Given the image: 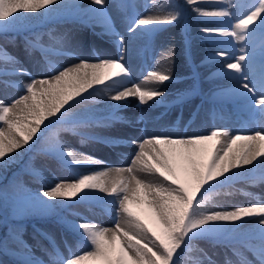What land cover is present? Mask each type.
Wrapping results in <instances>:
<instances>
[{"label": "snow or ice", "instance_id": "snow-or-ice-1", "mask_svg": "<svg viewBox=\"0 0 264 264\" xmlns=\"http://www.w3.org/2000/svg\"><path fill=\"white\" fill-rule=\"evenodd\" d=\"M200 2L184 0L183 5L173 2L168 5L166 14H161L162 8H158L156 14L149 13L147 3L145 14L136 12L132 6L131 15L125 17L127 35H124L115 30L104 6L105 0H92V5L86 8H80L76 3L69 4L67 0H0V33L24 27L26 21L73 8L79 15L100 24L105 34L113 36L119 53L115 59L102 58L97 54L92 61L80 59L74 65L59 67L53 64L50 74L39 78L23 67L12 72L0 68V76H29L28 82L21 83L18 98L11 102L0 100V167L13 162L16 157L11 153L26 148L34 137L35 142L31 143V148H26L27 151L51 136L42 152L57 159L72 175L71 180L54 179L50 187L30 195L23 210L50 212L57 208H70V204L50 201H71L79 197V203L95 198L92 196L94 191L115 197L105 201L117 206L114 227L97 226L84 218L80 223L69 222V227L83 237L81 243L85 247L77 251L69 248L67 257H61L57 251L52 264H86L87 261L98 264H185L184 257L194 251L193 242L206 238L229 245H243L259 264H264V198L256 197L253 204L231 209L204 208L214 195L242 175L234 170L256 162L255 168H249V171L259 169L264 173V0H251L250 4L241 0H204L215 5L207 8L199 6ZM187 6L193 7L189 9ZM188 11L199 17L228 18L214 21L218 27L205 28L201 32L205 37L233 38L216 41L221 45L236 48V43L239 44L234 53L221 50L215 56L226 58L221 71L233 82L232 93L256 127L243 134L214 128L193 135L145 134L140 140L127 141L100 138L81 131L93 125L108 126L118 120L116 111L125 107L121 102L129 98L135 97L143 105L166 95L160 89L142 88L133 82L124 55L129 42L159 30L148 26L177 22ZM35 13H40V16L28 15ZM53 39L60 42L59 38ZM32 49L40 52L46 64H51L48 60L50 53L71 55L43 44L39 34L26 41V51L31 52ZM0 61L19 63L2 45ZM144 79L145 82L163 84L173 77L170 73L149 71ZM105 92L110 94L107 98L115 102L108 105V117L73 115L78 106L99 102ZM157 103L163 101L157 100ZM87 111L90 113L92 110ZM61 132L80 136L82 143L89 139H104L114 145L135 144L138 151L133 154L129 166L95 169L90 166L104 162L72 148L61 140ZM37 133H40L39 137ZM238 142L242 143L234 150ZM209 153L211 158L205 164L204 156ZM86 167L90 170H85ZM137 171L157 174L162 180L158 183L144 181L136 175ZM33 172L40 174L35 169ZM260 180L264 182V174ZM132 203L147 204L157 218L161 229L159 234L132 211ZM14 238L18 242L21 240L19 234ZM198 251L201 256L199 264H216L203 249ZM233 253L241 255L235 248ZM20 264L41 262L29 257ZM225 264L233 262L226 259ZM243 264H252V261L245 259Z\"/></svg>", "mask_w": 264, "mask_h": 264}, {"label": "rangeland", "instance_id": "rangeland-1", "mask_svg": "<svg viewBox=\"0 0 264 264\" xmlns=\"http://www.w3.org/2000/svg\"><path fill=\"white\" fill-rule=\"evenodd\" d=\"M119 1L105 0L104 6L115 25V30L124 35H127L125 32V17L131 15L133 11L132 6H135V11L140 14H145L146 3L148 5V12L152 14H156V10L162 8L160 7L162 0H126L123 4L118 3ZM67 2L69 4L76 3L80 8L92 5V0H67ZM241 2L250 4L251 0H241ZM199 6L207 8L215 5L201 0ZM96 7L99 6L97 5ZM187 7L190 9L193 6ZM163 10L161 14H166V10ZM232 11L236 12L237 10L232 9ZM28 15L40 16V13ZM227 19L199 17L196 13L188 11L186 13V23L179 20L171 24L148 26L158 28L159 30L131 41L130 43L140 50L141 56L138 61L136 58L135 62H128L124 58V62L131 71L132 79H144L152 67L155 68V71L169 73L167 69L170 66V59L175 60L180 72H176L178 74L172 75V80L165 82L166 95L157 97L143 105L138 102L137 98H129L126 102H121L126 106L116 111V115L119 117L116 122L114 121L108 126L93 125L81 129V131L100 138L121 139L124 141H127L128 137L116 134V132L139 130L149 135L167 132L175 136L178 131H182L183 135H193L208 132L214 128H226L233 133L243 134L240 130L250 122L248 113L232 93L233 82L221 71V66L227 62L226 58H217L215 56L216 52L221 50L231 53L227 45L218 44L216 41L232 40L233 38L219 36L205 37L201 32L205 28L218 27L219 25L214 21ZM51 20L54 21L53 27H50L49 30L40 35L43 44L69 53L70 50L61 47L63 44H70L68 41L81 43L85 48L90 45L89 48L97 51H99L97 48L99 46L92 44V41H97L95 43L101 46L107 42L108 46H105V49L111 52V55L106 58L115 59L118 57L116 48L111 43V39L113 38L105 34L104 28L100 24L94 20H90L86 16L79 15L77 9L65 8L46 17L26 21L24 22L25 26L17 30L0 33V45L8 53L16 57L19 62L18 64H12L0 61V68H6L9 72H12L17 67H23L28 72L32 67H38L33 70H45L46 67L49 69L52 62H54L53 54L50 53L48 56L51 64H46L38 50L32 49L31 52L26 51V41L33 37L25 32L33 27L46 25ZM186 24L189 29L184 32ZM53 38H59L60 42L58 43ZM196 46L201 48V53H194ZM14 47L19 49L17 55L11 52V48ZM168 50L170 51L169 54ZM200 69H205L209 72L206 81H204V78H201ZM21 76L22 74L0 76V100L11 102L21 95ZM146 83L147 85L152 84V82ZM186 95L191 96V99L178 104ZM157 100L163 101V103H157ZM114 103L111 100L103 102L102 99L99 102H89L75 108L73 115L80 117L90 114L98 118H105L110 115L108 105ZM89 109L92 110L90 113L87 111ZM45 123L47 124L48 121ZM102 134H108L109 136H102ZM60 138L72 148L84 154H88L87 151L91 146L101 147L100 142H105L104 139H89L82 143L80 136L68 132H61ZM31 143L26 148H29ZM105 143L108 144L107 142ZM26 148H21L17 152L11 153L13 157H16L13 163H18L27 155L28 151ZM30 162L31 169L38 170L40 178L31 177L21 171L17 172L16 175V185L23 187L22 189L26 188V194L29 196L44 190L46 187H50L54 179H72V175L66 169L47 155H33ZM85 170L90 169L86 167ZM262 174L264 173L261 171L252 174H245V171L242 172V175L233 180L228 186V192L221 191L204 208L212 210H218L220 207L231 209L234 207L233 201L236 198L260 197L264 194V182L260 181L258 184L253 185L250 180L260 177ZM153 175L157 176L158 179L155 183L162 180V178L160 180L157 174ZM225 190L227 189L225 188ZM249 193L251 195H248ZM92 194L95 198L107 196V194L100 193L99 191H94ZM129 195H132V193H129ZM77 200H79V197L71 201L57 200L50 201V203L70 204L68 216L77 222H81V218H84L97 226L114 227L116 205L101 200L100 205L105 208V211H99L95 207L87 205L88 201L77 203ZM130 206L134 213L142 214L152 219L156 232L161 230L155 214L148 208L146 203H132ZM1 219L0 247L5 252V255L10 257L11 261L20 263L31 257L34 260L40 261L41 264H52V258L57 251L61 254V257H67L69 255V248L77 251L85 247V245L78 243L71 235L53 222H34L33 229L25 226L24 230L15 231L13 230V225H15V221H18V215H9L6 226L3 225ZM17 234L21 237L19 242L14 238ZM44 240L50 244V247L45 244ZM149 246L153 247L151 244ZM119 247L120 244L118 243L117 248ZM193 247V253L188 254L187 257L198 263L201 259L198 250L203 249L212 260L216 261V264H223L224 260L232 258L243 261L245 260L243 258H246L252 261L253 264H259L252 252H241V255L238 256L230 249L214 245L206 239L194 241ZM216 256L219 258L222 256V262H219ZM86 264H97V262L87 261Z\"/></svg>", "mask_w": 264, "mask_h": 264}, {"label": "bare ground", "instance_id": "bare-ground-1", "mask_svg": "<svg viewBox=\"0 0 264 264\" xmlns=\"http://www.w3.org/2000/svg\"><path fill=\"white\" fill-rule=\"evenodd\" d=\"M109 36H111V35H109ZM111 37L113 38V39H111V43L115 46L116 52L118 53L114 37L113 36H111ZM95 42H97V41H92V44H94L95 46H99V47H97L99 51L93 50V48H89L90 45H88L85 48L81 43L79 44L78 42L73 43V42L68 41V43H70V44H63L61 47L65 48L67 50H70L69 53H71V55L53 54L52 57H54V62H52L51 65L54 64L57 67L65 66V65H74V64L78 63L80 59L92 61L95 59L97 54L99 56H101L102 58H106V57L111 55V52H109L105 49L106 48L105 46H108L107 42L105 44L103 43L102 46L95 43ZM110 47H111V44H110ZM238 48H239L238 43H236V48H232V47L228 46V49L230 50L231 53H234L236 51V49H238ZM169 50L167 51L168 54L170 52ZM91 51H95V52H91ZM11 52H12V54L17 55L19 53V49H17L16 47L11 48ZM167 52H166V55H167ZM194 53H196V54L201 53V48L199 46H196L194 49ZM140 56H141L140 50L138 48H136L134 44H131L129 42L127 45V50L125 52L124 58L128 62H135L136 58L138 61ZM169 65L170 66L167 70L171 75L178 74L176 72H180V69L177 68L178 66L175 63V60H173L172 58L170 59ZM34 68H38V67L30 68L29 73H31L32 76H35L38 78L42 77V76L49 75L50 70H51V66L49 67L48 71H45L42 69L33 70ZM151 71H155V68L152 67ZM200 73H201V78H204L205 79L204 81H206L207 75L209 74V72L205 69H200ZM20 80H22V83H26L29 80V76L22 74ZM132 80L135 83H139L142 88H147V89L156 88V89H160L166 93L165 82L163 84L152 82V84L147 85V83L145 82V79L134 78ZM109 95L110 94L106 93V92L102 93V97H101L102 101L103 102L109 101L110 99L107 98ZM255 127H256V124L250 121L240 131H242L243 133L249 132V131L253 130ZM116 134H120L121 136L124 135V136L128 137V139L140 140L147 133H145L144 131H139V130H125V131L116 132ZM183 134L184 133L182 131L177 132V135H183ZM102 136H109V135L108 134H102ZM241 143L242 142H238V144L236 146H234V150L236 148H238ZM100 144L102 145L101 147L100 146L99 147L91 146L87 151V153H88L87 155L95 157L96 159L103 161L104 163L92 165V166H90L91 168L102 169V168H106V167L115 168V167L129 166L131 164L132 159H133V154L136 151H138V146L135 144L122 143V144L112 145L111 143L106 144L105 142L104 143L100 142ZM210 158H211L210 153L205 155L204 159H203V163H205V164L208 163ZM255 163L256 162H254V164L252 166H245L243 168H240V169L234 170V171H239L240 173L245 171V174L246 173L252 174V173L261 171L259 169H257L256 171H253V172L249 171V168H255ZM136 175L140 179L147 181V182L155 183L156 180H158L157 176H155L153 174H149L147 172L137 171ZM229 175H231V173ZM160 180H161V177H160ZM132 186L135 187V182H133ZM260 198H264V194L261 195ZM233 203H234V207L238 206V205H240V206L249 205V204L255 203V198H253V197H250V198L240 197V198H236V200H234ZM208 210H212V209H208ZM220 257L221 258L216 256V259H218L219 262H222V256H220ZM243 259H246V258H243ZM231 260H232L233 264H243V262H244L243 260H234L233 258ZM223 264H225V260L223 261ZM252 264H253V262H252Z\"/></svg>", "mask_w": 264, "mask_h": 264}, {"label": "trees", "instance_id": "trees-1", "mask_svg": "<svg viewBox=\"0 0 264 264\" xmlns=\"http://www.w3.org/2000/svg\"><path fill=\"white\" fill-rule=\"evenodd\" d=\"M176 3L183 5L184 0H162L161 7L162 9L167 10L168 5L171 3ZM51 27V23L47 27H36L31 30H29L28 34H39L41 35L42 32H44L47 28ZM43 130V129H42ZM40 133H37V137H39ZM35 139L32 143L35 142ZM51 141V136H49L48 140L42 141L41 144L37 145L35 148H32L30 151H28L27 155L23 160H21L18 164L9 163L6 167H0V216H1V222L4 226H6L7 221L9 220V215L16 214L18 215L19 219L18 221L14 222L15 225H13L14 229L16 231L24 230L25 226L30 225L31 228H33L32 223L34 221H50L55 224H57L63 231H66L69 235H71L75 240L81 243L83 237L77 234L76 231H74L72 228L69 227V222H75L80 223L77 221H74L68 217L69 211L66 208L61 209H54L50 212H41V211H25L23 210L27 204V198L29 197L28 194H26V188L25 189H19L23 187H18L16 185L17 180V171H25L26 174H30L33 176H38L34 174V172L30 169L31 163L28 161L33 155L36 154H43L48 155L44 152H42V147ZM31 148V146H30ZM53 159H55L53 156L49 155ZM57 162L58 160L55 159ZM59 163V162H58ZM60 164V163H59ZM83 195V194H82ZM105 200H114L113 197L107 196L105 197ZM98 198H94L92 201L89 202L90 206H93L92 202H97ZM97 209L103 210L102 207L99 206V204L96 205ZM139 216L142 221L149 227L154 230V221L150 218H147L141 214H136ZM155 231V230H154ZM161 231V230H160ZM160 231L157 233L159 234ZM212 243L218 244V245H228L226 242H216L214 239H210ZM47 245H49L48 242H46ZM50 246V245H49ZM233 247L238 248H246L243 245L239 244H232ZM185 264H199L198 262L192 261L189 257H184ZM0 264H18L16 262L11 261V259L4 254L2 249L0 248ZM98 264V262H97Z\"/></svg>", "mask_w": 264, "mask_h": 264}]
</instances>
